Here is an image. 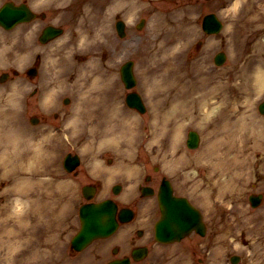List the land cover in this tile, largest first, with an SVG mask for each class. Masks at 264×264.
I'll use <instances>...</instances> for the list:
<instances>
[{"label": "rangeland", "instance_id": "1", "mask_svg": "<svg viewBox=\"0 0 264 264\" xmlns=\"http://www.w3.org/2000/svg\"><path fill=\"white\" fill-rule=\"evenodd\" d=\"M2 1L4 0H0V3ZM170 1L172 0H151L150 3V0H125L120 5L119 0H44L38 6V9L44 10L49 18L61 23L66 31L59 37V45L56 46L58 57L56 64L52 62L50 65L55 67L57 73L51 68V72L45 75V78L47 81L52 80V77L56 78L55 85L65 87L67 90L75 84L78 92H83V97L80 98L81 105H90L94 100L107 104L113 95L110 87L100 88L101 84L94 85L95 74L100 76L101 80L103 77L102 83L112 82L111 79L114 78L113 90L118 93L119 89L121 90V100L124 88L119 79L118 68L125 59L134 60L137 78L135 89L144 96L148 109L144 115L126 109L127 119H121V115L110 117L112 118L110 128L113 131L109 134L111 135L109 140H120L117 135L119 132H125L124 123L134 122L130 123L132 129L127 131L133 132L135 137L132 143L126 145L128 151L123 155L112 144L114 142L110 144L106 142L102 148V144L95 141L98 134H93L94 130L90 133L88 129H83L85 123L82 126L78 125L82 124L79 119L77 122L79 127L77 126L73 134H67L55 117V107L50 102L45 103V112L43 118H40L42 119L40 123L38 125L29 123L30 114L27 113V107L22 104L29 85L27 77L21 72L26 64L25 48L22 44L25 39L23 35L25 25H20L17 28L18 32L13 35L0 30V72L13 68L19 72L16 76L10 74L11 78L0 83V128L7 132L12 131L14 137L12 146L5 149L4 153L25 151L24 168L14 160L11 169L12 171L15 168L20 169L18 172L20 177L16 180L18 183L22 180L31 186L28 191L29 197L18 194L6 195V189L9 194L11 187H18L20 184L17 185L14 179L12 182L8 181L7 175H2L0 170V214L6 215L10 208L13 209L12 207H15L17 213L23 214L24 211L27 213L23 220H18V223L14 224V228L21 227L22 233L12 244V251L3 248L0 253V264H100L112 256L110 248L113 246L119 248L117 255L127 254L129 244L126 238H131L135 243L139 241L135 230L124 226L118 230L120 233L123 227L127 228L121 238L114 237L117 235L115 234L113 237L98 239L79 252L72 251L69 247L70 238L79 228V205L85 201L81 187L87 181L95 179L98 169H103L109 164L115 166L122 161L130 163L124 168L136 170L134 166L140 165L139 168L150 172H153L151 164H161L164 169H169L170 166L174 168L179 163L181 165L177 172L179 193L187 195L201 209L207 225L206 234L201 238L189 236L180 242L154 245L146 259L149 264H231L230 256L233 254L240 256L236 264H264V218L262 219L264 198L255 208L248 202L250 193L262 192L264 195V162L257 160L261 157L260 154L253 153V163L246 169V173L240 174L242 170H238V174L236 171L222 174V170L212 169L211 165L216 167L219 162L227 165L229 161L221 159L226 147L210 133L212 126L206 127V123H203L202 127H199L195 122L186 119L182 121L179 132L172 125L162 138V132L156 131L157 124L163 123L162 118L155 115V120L152 121L154 112L147 98L152 86L155 87L156 84L158 88L168 86V78L163 72L169 68L171 82L175 84L174 90L181 86L182 88L191 86L196 80L197 82L209 80L208 85L226 84L223 95L227 97V103L233 105L237 98V104H242L243 98L238 97L242 94L237 84L240 82L238 75L248 59L257 57L255 47L264 41V0H210V2L199 0L201 3L195 6L188 0H180L178 3L176 0L172 3ZM53 2L56 3V8ZM82 3L87 4L85 10L89 12H83L84 16L79 17L82 21L77 24L87 27L86 29H94L97 37L92 39L93 41L97 38H107L110 43H115V47L121 53H112L110 48L111 57L105 61L104 57L90 50L92 52L88 62L90 65L87 63L81 73H76L71 65L76 61V56L72 55L76 48L74 43L71 45L69 41L74 37V26L77 30L79 28L73 14L80 9ZM218 5H221L219 14L224 20V27L216 35H204L200 30V17ZM107 8L109 11L101 15ZM120 12L128 15L125 19L128 31L123 39L116 35L112 26L114 16ZM138 15L145 17V24L139 31L131 26V20ZM172 25L176 27L173 32ZM91 38L90 32V38L87 40L90 41ZM178 39L182 40L181 43L176 42L181 44L179 48L172 47ZM197 40L202 41L201 46L196 45ZM190 43L193 44L190 48L191 53L187 52L185 55L183 52ZM7 50L11 51L8 52L12 55L10 58L5 54ZM218 50H224L227 54L225 62L220 66L212 62V56ZM261 57L264 59V54ZM97 58L102 62L101 69L98 70L94 68ZM155 70L158 75L149 78ZM196 71L200 72L196 76L199 81L194 77ZM145 72L146 74H143ZM32 83L36 84L35 81ZM187 83L189 85H186ZM67 90L63 91V95L70 93ZM249 90L251 116L264 119V115L257 110V104L264 98V88L259 94L253 91L251 85ZM30 104L34 108V99ZM153 122L155 124L152 128ZM135 125L138 128V138L134 130ZM189 129L197 130L200 134L201 140L197 149H188L185 146L186 132ZM17 133H20L21 137ZM44 137L47 138L44 140ZM174 137L178 138L179 149L172 145ZM23 138L21 142L16 140ZM136 138L137 142L134 145ZM68 150L78 152L81 157L77 173H67L61 166L63 156ZM231 155L232 153L227 150L226 157L230 159ZM99 165L103 168H99ZM126 173L128 175L130 171L126 170ZM210 174H214L215 178L221 181L209 179ZM35 181L41 186L38 194L33 188ZM123 185L124 192L128 189L132 191V184L128 182ZM235 187L239 188L238 191L234 190ZM221 189L226 191L223 196L217 194ZM102 195L98 194L93 199L101 198ZM9 198L18 199L11 202L12 207L10 204L6 206V200ZM120 203L124 204L122 201ZM144 203H151L155 207L152 198L141 201V204ZM130 204L135 205L133 202ZM238 206L244 209L241 212L235 210ZM240 213L243 215L242 218ZM247 218L251 220L247 221ZM17 252L23 254L21 256L18 254L17 259L12 260L11 256Z\"/></svg>", "mask_w": 264, "mask_h": 264}, {"label": "bare ground", "instance_id": "2", "mask_svg": "<svg viewBox=\"0 0 264 264\" xmlns=\"http://www.w3.org/2000/svg\"><path fill=\"white\" fill-rule=\"evenodd\" d=\"M84 40H86L85 37L83 38V41ZM83 41L82 38H80L79 42ZM257 47V55L264 52V42L258 43ZM172 50L173 48L170 49V51ZM256 60L257 61L252 66V69L244 68L238 75V77L240 78V82H238L237 84L239 89L243 93H246V91L248 90V86L252 81V86H255V88L258 89L257 93H259V90L264 87V59H260L259 61L258 59ZM155 71H153V74L150 75L149 78H153V76L158 75L157 71ZM163 73L166 75L165 77L168 78V86L164 88H158V84L155 83V87L152 86L148 91V98L153 103V112L155 110L154 114L159 115V117L162 118L163 123L162 125L157 124L156 130L162 132L161 136L168 131V126L170 125L171 120H174V122H178L179 120L188 119L189 121L195 122L199 127H202L203 123H206V127L210 125L212 126L210 133L216 137V140L221 145L226 147L225 151L221 155L222 161H229L227 165H224L221 162H219L216 167L215 165H211L212 169H220L223 171L222 174H225L227 172L233 173V171H236V173L238 174V170H242L240 174L246 173V169H248L253 163V153L260 154L261 157H259L257 160L264 162V119H256L255 117L251 116L249 97L243 96L242 94V104H237V102L235 101V104L230 105L229 102L227 103V97L223 95V92L227 87L226 84L208 85L207 82L209 80H204V82H197L196 80V82L191 86H187L185 88H182L183 86H181V90L178 91L175 98L171 100L174 86L172 87L171 77L169 76V68L168 71L167 69H165V72ZM199 73L200 72L196 74L194 73V77L196 78ZM94 74L95 73H93V75ZM143 74H146V72ZM93 77L94 83L102 84L103 77L102 80L100 79L101 77L96 76V74ZM196 79H198L199 81V78ZM111 80L113 81V79ZM157 83H159V81H157ZM186 85L189 84L187 83ZM103 86H100V88H102ZM110 88H112V86ZM171 103L172 105L168 108V104ZM113 106L114 116H118V114L120 113L116 111L118 110L117 104L114 103ZM78 113H80V111H78ZM123 117L127 119L125 115H123ZM210 118L211 120H209ZM125 123V132L121 133V139L118 141L120 146H126L129 142H131L134 135L133 132L127 131V129H132L130 123L134 122ZM154 123L155 122L151 124L152 128ZM181 128L182 122H178V124L176 125V129L178 130V132L181 130ZM17 134L21 137L20 133ZM13 138L14 137L12 131L7 132L3 128H0L1 174L7 175L8 181L11 180L12 182V180L14 179V182L17 185L20 184L18 187H11V189L9 190V194L8 189H6L5 192L8 196L18 194L19 196L25 195L29 197L28 191L31 188V186L29 185L30 183L22 180H20V183L16 181L17 179H19L18 177H20V174H18L20 169L15 168L13 171H11V165L14 160L16 162L18 161L20 164H23L25 160V154L23 153L25 152L23 151L21 153L20 150H17L10 153H4L5 149L12 146ZM46 138L47 137H44L43 139L45 140ZM16 140L21 142L24 140V138L22 140ZM174 145L176 147L179 145V142H177V138H175L174 140ZM227 150L229 153H232L230 159L226 157ZM217 170L215 171V173H217ZM208 177L209 179H212L215 178V175L210 174ZM215 179L217 182L221 181L217 178ZM34 183L35 186H33V188H35V192L39 193V188L41 186L37 181H35ZM238 189V187H235L234 190L238 191ZM225 192L226 191L221 189L220 192H217V194L219 196H221L222 194L223 196ZM9 200L13 202L14 200L16 201L18 199L14 198L13 200L9 198L8 201L6 200V206H8L9 204L11 206V202H9ZM240 207L241 206H238L235 210H240L241 212L244 208ZM242 213H240L241 218L243 216ZM26 214V211H24L23 214L17 213L15 207H13V209H9L6 215L0 214V253L2 252L3 248L8 250L10 249L12 251V244L20 237L22 233L21 227L17 226L19 229L14 228V224H17L18 220H23V216ZM263 218L264 212L262 219ZM249 220H251V218H247V221ZM255 225L256 223L253 224L254 227ZM18 254L21 256L23 253H13L11 259L16 260V256Z\"/></svg>", "mask_w": 264, "mask_h": 264}, {"label": "water", "instance_id": "3", "mask_svg": "<svg viewBox=\"0 0 264 264\" xmlns=\"http://www.w3.org/2000/svg\"><path fill=\"white\" fill-rule=\"evenodd\" d=\"M27 8L24 6L12 7L9 4H4L0 8V23L5 26L7 23H13L23 19L27 15ZM10 24V25H11ZM204 26L208 32H216L219 30L221 24L210 17L205 18ZM118 32L122 35L123 23L119 21L117 23ZM217 59L220 62L223 60V55L218 54ZM218 62V63H219ZM121 73L123 80L127 87H130L134 83L132 76L131 61L126 62L122 68ZM127 101L142 109L141 101L139 97L134 93L129 94ZM261 112H264V103L259 106ZM198 135L194 131L188 133L187 145L189 147H195L198 144ZM77 158H74V162ZM77 163V162H76ZM160 199V206L162 211V221L159 222L156 230L157 238L163 240L178 239L181 235L186 233L191 226L197 228L200 233H204V225L200 220L198 211L192 207L184 198H176L171 196V188L168 185ZM87 191V190H86ZM261 194L251 195L249 197L251 204L256 206L261 200ZM89 197V194H86ZM129 212V211H127ZM116 205L111 200H104L99 203H86L80 207V221L81 228L79 232L72 238L71 245L76 249H80L87 242L94 237L107 236L116 228ZM122 211L119 213V217L122 219ZM183 232V233H182ZM127 260L111 261L107 264H124ZM237 258H232V262H236Z\"/></svg>", "mask_w": 264, "mask_h": 264}, {"label": "flooded vegetation", "instance_id": "4", "mask_svg": "<svg viewBox=\"0 0 264 264\" xmlns=\"http://www.w3.org/2000/svg\"><path fill=\"white\" fill-rule=\"evenodd\" d=\"M193 4H198L199 3V0H193L192 1ZM39 19H42L41 21L43 22L42 24L40 23H33L31 26H27L24 30H23V35L25 37L24 39V43L26 46H30L29 49H27V53H32L29 54V56L33 59H36V64L39 63V60L41 58V55L39 53H35V51L37 50H40V46H44L45 44H41L38 40V34L41 30V28L45 25V14L42 15V17H40ZM30 37L32 38L33 37V40L36 39V43L35 42H32L33 43V46H31L32 44H30V41L28 39H30ZM155 168V167H154ZM156 178V176H154ZM133 246V244H132ZM133 248V247H132ZM131 248V249H132Z\"/></svg>", "mask_w": 264, "mask_h": 264}]
</instances>
